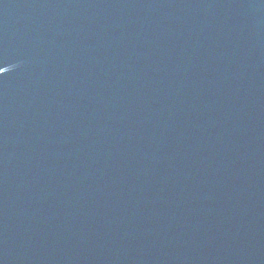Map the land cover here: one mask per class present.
<instances>
[{
    "label": "water",
    "instance_id": "1",
    "mask_svg": "<svg viewBox=\"0 0 264 264\" xmlns=\"http://www.w3.org/2000/svg\"><path fill=\"white\" fill-rule=\"evenodd\" d=\"M0 264H264V0H0Z\"/></svg>",
    "mask_w": 264,
    "mask_h": 264
}]
</instances>
